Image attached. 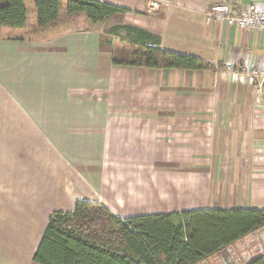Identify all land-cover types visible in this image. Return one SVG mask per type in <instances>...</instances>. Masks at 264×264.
Wrapping results in <instances>:
<instances>
[{
	"label": "crops",
	"instance_id": "1",
	"mask_svg": "<svg viewBox=\"0 0 264 264\" xmlns=\"http://www.w3.org/2000/svg\"><path fill=\"white\" fill-rule=\"evenodd\" d=\"M66 1L40 27L26 0V27L1 31L0 264H34L50 216L78 201L122 219L264 208V83L242 73L264 70V30L206 20L214 5L239 14L261 0H100L205 70L115 65L106 23ZM262 254L264 227L200 264Z\"/></svg>",
	"mask_w": 264,
	"mask_h": 264
},
{
	"label": "trees",
	"instance_id": "2",
	"mask_svg": "<svg viewBox=\"0 0 264 264\" xmlns=\"http://www.w3.org/2000/svg\"><path fill=\"white\" fill-rule=\"evenodd\" d=\"M61 0H36L38 24L59 18ZM69 14L85 13L104 24L130 10L100 0H67ZM27 25L26 0L0 3L1 31ZM109 34L120 38L113 63L154 69L205 70L213 66L192 55L161 47V37L118 23ZM111 42V41H110ZM113 44V43H111ZM264 227V208L200 209L117 217L102 203L78 201L72 212H54L34 253V264H200ZM246 264H264V254Z\"/></svg>",
	"mask_w": 264,
	"mask_h": 264
},
{
	"label": "built area",
	"instance_id": "3",
	"mask_svg": "<svg viewBox=\"0 0 264 264\" xmlns=\"http://www.w3.org/2000/svg\"><path fill=\"white\" fill-rule=\"evenodd\" d=\"M206 20H223L227 25L241 29L264 30V0L260 3H250L246 10L239 14L235 13L229 4L214 5L206 12ZM242 73L264 83V70L246 68Z\"/></svg>",
	"mask_w": 264,
	"mask_h": 264
},
{
	"label": "rangeland",
	"instance_id": "4",
	"mask_svg": "<svg viewBox=\"0 0 264 264\" xmlns=\"http://www.w3.org/2000/svg\"><path fill=\"white\" fill-rule=\"evenodd\" d=\"M150 1L151 0H148L147 1V4L145 5V7H144V9L145 10H147V11H149L150 10ZM64 2V0H62V3ZM62 6H63V4H62ZM67 13V12H66ZM82 14V13H81ZM84 15H86V14H84ZM119 22L117 21V18H115L114 17V19L112 18V19H110L106 24H105V27L107 28H109L110 29V27H112L113 25H115V24H118ZM109 34V33H108ZM105 39H107V41H108V39H111V42L108 44L107 43V46H116V48H121L122 47V43H121V40H119L118 38H115L117 41L115 42V43H113L112 42V40L114 39L113 38V36L111 35V34H109V36H105ZM111 43H113V44H111ZM104 44H106V42L104 43ZM214 259V257H210L209 258V260H213Z\"/></svg>",
	"mask_w": 264,
	"mask_h": 264
}]
</instances>
